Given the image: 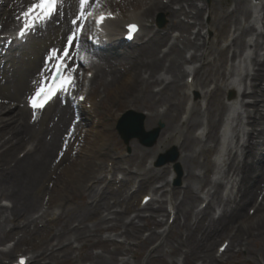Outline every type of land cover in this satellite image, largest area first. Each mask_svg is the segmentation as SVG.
<instances>
[{"label": "bare ground", "instance_id": "bare-ground-1", "mask_svg": "<svg viewBox=\"0 0 264 264\" xmlns=\"http://www.w3.org/2000/svg\"><path fill=\"white\" fill-rule=\"evenodd\" d=\"M169 1L166 4L162 0H122L120 8L125 12L120 10L111 19H105L102 27L106 31L103 34L109 38L118 34L123 23L131 20L140 22L142 29H146V22H153L159 11L166 14L167 23L162 30L154 26L146 29V39L140 45L116 49L108 42L104 48L92 50L91 63L96 73L91 83L95 79L101 82L102 95L108 98L101 116L110 119L124 107H143L149 112L145 129L152 128L158 121L163 123L160 142L178 147V162L183 170L180 187L167 189L166 167L145 166L146 155L154 153L155 149L131 140V154L126 158L119 154L117 140H112L111 146L115 150L112 152L104 140L112 136L111 128L99 124L91 135L86 120L76 113L67 97L55 101L52 110L37 124L30 121L31 112L21 98L32 86L39 84L47 72L48 46L45 45L50 43L60 48L66 35L73 30L71 21L80 17L82 10L80 0H65L63 10L53 16V24L46 27L42 24L34 29L33 36L35 32L37 36L26 41L28 46L22 43L9 48L6 39H0V91L3 87L6 93L0 92V201L10 202L9 205L0 204V264L38 233L41 236L38 241L33 239L35 251L31 252V262L35 264H81L84 259L91 264H115L120 253L115 249H104L107 254L87 252L77 258L71 255V243L77 241L85 240L91 248L113 243L111 237H100L106 230L115 231L117 237L134 239L139 246L160 239L150 253L161 258L165 247L167 252L181 255L185 264H191L195 258H200L203 264H219L220 258L213 252L214 242L217 237L226 235L232 246L240 247L247 254L251 253V244L256 246L252 250L255 251L253 262L239 259L235 264H260L259 259L264 262V213L248 220L243 211L247 202L256 201L258 197L261 200L256 211L264 210V53L258 55L264 50V15L261 17L257 13L264 9V0L257 7L251 5V0H231L230 6H226L225 0L210 5L203 0ZM26 2L28 0H3L0 29L6 32L18 24L21 20L18 8ZM105 2L87 0L83 6L84 15L77 20L76 26H81L82 21L86 28L89 24L86 14L98 11ZM137 5L141 8L137 9ZM252 11L255 16L251 15ZM205 12L212 18L210 29L217 37L208 45L200 28L196 32L191 30L195 25L204 27L202 17ZM228 29L234 32L235 39L226 45H218L219 35ZM174 30L178 32L171 36ZM98 33L96 29L94 34ZM247 35L251 37L247 39ZM31 39L35 40L32 44ZM37 42L40 44L36 45ZM78 43L79 47L84 46L81 40ZM247 45L253 48L254 55L248 58L243 70L238 71L241 64H228L227 61H236L242 55L240 48ZM187 52L190 54L186 55ZM196 60L200 62L199 67L190 69L191 66H186ZM186 72V76H194L192 85L199 86L196 89L203 97V104L194 99L191 106L185 108L191 88L187 78L182 81ZM233 72L239 78L229 82ZM212 82L215 84L213 89L205 88ZM241 84L244 87L240 95L253 98L252 104L243 99L240 106L235 104L236 101L232 102L235 124L230 139L223 154L216 153L218 158H212L211 153L217 150L219 143L217 126L229 106L222 99L223 92L230 86L240 89ZM10 100L14 102L10 103ZM99 105L94 103L93 106ZM244 107H254V111L247 110L244 114ZM74 124L77 133L70 138L72 144L78 145V156L67 163L70 148L64 149L62 141ZM196 127H202L201 135L194 133ZM246 127L250 129L246 130ZM104 149L111 152L109 155L115 168L120 169L121 157L130 165V168H122L123 177L113 189L109 188L110 184L100 187L103 177L97 172L103 168L93 162V157ZM62 164L65 165L61 168ZM69 176L73 178L72 183L67 180ZM225 178L231 186L223 195ZM59 182L72 186L67 190L66 185L63 187L66 192L72 190L66 194L63 205L67 200V203L78 201L80 204L56 213L49 208L64 197L57 198L62 191ZM133 182L139 189H147L156 195L157 205L148 208L151 210L149 216L142 215V210L131 202L133 193L129 192V184ZM155 182L159 184L154 185ZM45 193L50 196L47 203H37ZM203 202L206 207L197 209ZM168 205L175 209L178 221L177 231L172 235L170 226H166L168 212L164 230H155V227H164L162 219L156 217L163 215ZM113 208L115 210L110 211ZM132 209L136 214L129 218L126 215ZM104 211L108 213L103 214ZM147 219L154 228H148L150 233L144 238L141 233L149 227ZM11 239L15 241L13 247H1ZM128 251L133 252L130 247ZM257 254H260L258 259ZM177 260L173 263L179 264ZM128 263V260L123 261V264Z\"/></svg>", "mask_w": 264, "mask_h": 264}, {"label": "rangeland", "instance_id": "rangeland-1", "mask_svg": "<svg viewBox=\"0 0 264 264\" xmlns=\"http://www.w3.org/2000/svg\"><path fill=\"white\" fill-rule=\"evenodd\" d=\"M212 1V0H211ZM211 1H209V2H211ZM229 2H230V0H228ZM214 2V1H213ZM122 0H106V2H105V4H103L101 7H108V8H112V9H118L119 11L121 10V11H124L125 12V9L124 8H120L121 6H122ZM212 3V2H211ZM5 7H7L6 5H5ZM100 7V8H101ZM1 8H2V6H1ZM136 8H140V5H137L136 6ZM209 18H210V16H209ZM54 21V20H53ZM51 22V23H49L48 25H50V24H53L54 22ZM165 24H166V19H165V23H164V25L162 26V27H164L165 26ZM47 25V26H48ZM162 27H160V28H162ZM215 34H211V35H209V37H210V41L209 42H211L212 40H215V36H214ZM37 36V34L35 33V35L33 36V38L34 37H36ZM32 40V39H31ZM29 41V42H31V44L35 41V40H32V41ZM63 42H64V40H63ZM63 42H62V44L60 45V48L62 47V45H63ZM29 44V43H28ZM28 44H25V46H28ZM36 45H38V44H40L39 42H37V43H35ZM33 47L35 46L34 44L32 45ZM45 46H48L47 48L49 49V48H52V45H50V43L48 44H46ZM17 53V52H16ZM33 86L31 87V89L30 90H28L27 92H26V94H24V96L21 98L22 100H24L25 101V97L27 98V96L31 93V91L33 90ZM96 88V85L94 86V89ZM95 92H97L96 91V89L94 90ZM0 92H2V95H4V94H6L5 93V91H4V88L3 87H1V91ZM8 95V94H7ZM195 98H201V96L199 95L198 96V94L195 92ZM12 102H14L13 100H10V103H12ZM52 110V106L49 108V109H47L46 110V112H44V114H43V117L45 116V115H48V113L50 112ZM142 110H143V112H147V110L146 109H144L143 107H142V109H140V110H137L138 112H142ZM144 122H145V118L143 119V124H144ZM43 123H40L39 125H42ZM159 124H161V125H159ZM158 126H161V129H162V127L164 126L163 125V123L162 122H160V121H158V122H156L155 124H154V126L152 127V128H150V129H148V130H151V129H153V128H155V127H158ZM145 130H147V129H145ZM197 130V128H195L194 129V132ZM161 131V130H160ZM115 135H116V138H118L119 139V141H120V143H121V146H122V148H123V150H122V152H123V154H128L129 152H130V150H131V145H132V142H131V140H136V139H131V140H129L128 141V143H125V142H123V140L119 137V135H118V133L116 132V130H115ZM196 133V132H195ZM160 132H159V134H158V136H157V139H156V141H155V143L152 145V146H145V145H143L139 140H137L136 142L138 143V144H140V145H143L144 147H147V148H151V149H155L154 150V153H153V151L152 152H150V154H147L146 155V160L148 161V163L149 162H152V167H155V168H161V167H166L165 169L167 170V174L165 175V179H167V178H170V186H174V187H180L181 185H182V183H183V180H182V176H183V170H182V167H181V165H180V167H181V176H180V182L178 183V184H176L175 183V179H176V173H175V169H174V166H173V164L172 163H167V164H165V165H163V166H156L155 165V162L157 161V159H158V157L160 156V154H165L166 153V150H168L170 147H175L176 149H177V151H178V147H176L174 144H167V145H165L164 143H162V142H160ZM160 142V143H159ZM156 144H158V146H155ZM160 144L162 145V146H160ZM155 151H156V153H155ZM69 154L71 155L70 157H69V160H68V162L67 163H70V159L71 158H73L74 156H78V153H76V155H75V150L72 148L71 149V151L69 152ZM99 159H101V157H99ZM122 163H124L125 164V161L124 162H122ZM64 165L65 164H62L61 165V168L62 167H64ZM117 172L115 173V177H117V178H119V177H121V173L119 172V170H116ZM170 176H172V177H170ZM66 179V178H65ZM72 176H69L68 177V181L70 180V182L72 181ZM60 183V182H59ZM72 183V182H71ZM108 182L106 181V184H107ZM155 184H158V183H155ZM60 185L62 186V191H63V189H64V191L62 192H60L59 194H57L58 195V199L61 197V196H66V194H69L72 190H68L67 192L65 191V188H63V187H65V185H66V190L68 189V188H70V187H72V186H70L71 184H63V183H60ZM104 184H102V186H103ZM136 184H134V186H135ZM110 187L113 189V188H116L117 187V184L116 183H111V185H110ZM109 187V188H110ZM61 189V188H60ZM223 190V189H222ZM142 192H145L143 189L142 190H139V191H137V193L133 196V198L131 199V202H133V203H135V201H137V199L139 198V196H140V194L142 193ZM49 197L50 196H48V194L47 193H45V194H43L40 198H39V200L37 201V203H39L40 201H42L43 200V202H45L47 199H49ZM63 197V198H64ZM198 202H200V201H198ZM197 202V203H198ZM196 203V204H197ZM80 203L78 202V201H75V202H72V201H70L68 204H67V206H66V209L65 210H70V209H73L75 206H78ZM249 206H252V203L250 202H247V204L246 205H244V207H243V211H244V215H247V208L249 207ZM54 208H56V206H53ZM52 207V208H53ZM259 213H261V214H263L264 213V210L263 211H261V212H256V214H258L259 215ZM254 215L253 217L255 218L257 215ZM253 217H248L247 216V218H248V220H250L251 218H253ZM174 227L172 228V232L174 233V232H176L177 231V226H178V222H176L174 225H173ZM144 231H145V233L147 234V229H144ZM143 232V231H142ZM112 235H115V233L113 232V233H111ZM108 235H110L109 233H107V232H104V233H102V236H108ZM41 235H40V233H38L37 235H35L32 239H30V240H28L27 241V244H24V245H21L20 247H17L16 248V251L18 252V251H21V252H25V250H27V248L29 247V246H31L34 242H33V239L34 240H36V239H38L39 237H40ZM221 236H219V237H217L216 238V244H217V242H219V240H221ZM92 241H94V240H91V242ZM155 241H157V240H155ZM155 241H153V242H151L149 245H147L146 247H143V248H141V254L138 256V258H135L134 260L136 261L137 260V262L138 263H136V264H141L142 262H144L145 264H174L173 262L176 260V259H178L179 257H180V255L179 254H173V253H170V252H167V250H166V248L164 247V249H163V252H162V257L161 258H158L157 256H154L155 254H148V251H149V249L152 247V245H154L155 244ZM119 239H117V237H116V243L115 244H100V245H98L97 247H94V248H91V247H84L83 249H81V255H83V254H85V253H87V252H93V253H95V252H100V253H103V254H107L106 252H104L103 250L104 249H106V250H113L115 247H118V245H120L119 243ZM214 242V243H215ZM15 244V241L14 240H8L2 247H6V246H8V245H14ZM250 245V244H249ZM252 246V250L253 249H255L256 248V246H253L254 244H251ZM75 246L76 245H74V250H73V255L74 254H77L78 253V251L76 250V248H75ZM231 246V245H230ZM119 247H121V248H126V247H132L133 248V250L135 251V249H137L138 250V247H136L135 246V242H132V244H130L129 246H128V244H126V243H124V244H122L121 246H119ZM231 249H229L228 251H227V253L220 259L221 261H220V263L219 264H232V262L233 261H236V260H239V259H241V260H243L244 261V259H247V262H253L254 261V254H253V252H255V251H252L251 250V253H246V251L245 250H243V251H240L239 250V248H233V246H231L230 247ZM233 250V251H232ZM240 251V252H239ZM15 254V253H14ZM130 254L131 253H129V252H126V253H123V254H118V260H117V262H116V264H121V261H122V259H124V258H129V260H131V263L130 264H134V260H133V258L130 256ZM13 256V255H12ZM12 256H9V257H7V258H4V261L2 262V264H4L5 262H7L9 259H11L12 258ZM259 256H260V254H257V259L259 258ZM197 259H194L193 260V262L192 263H195V261H196ZM261 261L262 260H260V263H261ZM81 264H90V261H88V259H84V260H82V263ZM254 264V263H253ZM261 264H264V262L262 261V263Z\"/></svg>", "mask_w": 264, "mask_h": 264}, {"label": "snow or ice", "instance_id": "snow-or-ice-1", "mask_svg": "<svg viewBox=\"0 0 264 264\" xmlns=\"http://www.w3.org/2000/svg\"><path fill=\"white\" fill-rule=\"evenodd\" d=\"M60 2V0H41V3H46V15L43 17L44 20H50L52 19L53 15L57 12V5ZM98 2V0H97ZM87 3V0H80L81 5V12L80 17L84 15L83 13V6ZM31 11V9H30ZM27 15V13H25ZM109 16H111V13H109ZM77 17V19H73L71 21V24L73 25V30L66 35L65 42L62 45V48H56L52 47L48 50V54L45 57V63L46 65H51L50 68H47L46 70L52 74V77L55 79H59L61 82L72 80L73 74L76 72V64H75V58L72 56V49L74 47L78 48L80 40V36L78 35L79 32L82 31L83 23L81 21L80 28H77V20L80 18ZM105 17L101 15L99 19H97L96 23L99 25ZM36 27V24L33 23L32 25H25V28L21 29L19 32V37L21 39L25 38L28 33H30L34 28ZM129 31L131 32L132 29L138 28L137 24H129L127 25ZM87 35H84V39H89ZM69 73V75L66 77L63 74ZM47 77L43 78L41 83L46 84ZM51 91V90H50ZM60 91L65 92L67 94L66 88H61ZM43 92V87L37 89L36 94L37 96L40 95V93ZM81 100L84 99L83 96L80 97ZM35 101H33V107H35ZM147 199V198H146ZM224 248L221 247V251H223ZM21 264H23V258H21Z\"/></svg>", "mask_w": 264, "mask_h": 264}, {"label": "water", "instance_id": "water-1", "mask_svg": "<svg viewBox=\"0 0 264 264\" xmlns=\"http://www.w3.org/2000/svg\"><path fill=\"white\" fill-rule=\"evenodd\" d=\"M138 125V128H140L141 129V125H140V123L138 122V123H136V126ZM135 134H140V132H139V130L138 131H136L135 132ZM156 136H157V132H155V134L152 136V140H154L155 138H156Z\"/></svg>", "mask_w": 264, "mask_h": 264}]
</instances>
